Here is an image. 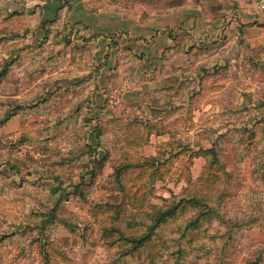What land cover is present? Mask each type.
Segmentation results:
<instances>
[{
  "label": "rangeland",
  "instance_id": "obj_1",
  "mask_svg": "<svg viewBox=\"0 0 264 264\" xmlns=\"http://www.w3.org/2000/svg\"><path fill=\"white\" fill-rule=\"evenodd\" d=\"M4 1L25 8L0 12V264H264L263 24L185 35L151 70L109 24L165 0H76L91 26L74 0ZM103 64L123 69L96 102Z\"/></svg>",
  "mask_w": 264,
  "mask_h": 264
},
{
  "label": "crops",
  "instance_id": "obj_2",
  "mask_svg": "<svg viewBox=\"0 0 264 264\" xmlns=\"http://www.w3.org/2000/svg\"><path fill=\"white\" fill-rule=\"evenodd\" d=\"M165 2L168 5L171 4V6L160 12L153 11L143 24L140 21H136V23L129 25L128 29L123 30L124 28L121 27L125 25L123 23L124 20L118 19L116 16H113V19H116L117 22L109 24V28L112 30L111 32L117 33L121 30L120 32L123 31L124 33L127 31L131 38H137V40L133 42L134 44L130 46L131 55L143 54L144 58L151 63L149 64L151 70L161 68L162 64L156 63L161 58L162 54L165 52L173 53L177 50V48L181 46L180 41L185 35L191 38V42L196 43L197 41L199 42L200 39L207 42V39L209 40L211 37L220 38V36L226 34V32L231 31V29H234V24L238 22L244 25L248 31H251L252 28H256L257 25L263 24L264 26V12L252 0H165ZM23 8H25V6L22 3L17 4L13 1L5 2L4 0H0V12L8 11L12 14L15 13V16L17 12L23 13ZM62 8V3L58 1L43 4L40 6L41 18L52 21L57 17ZM226 12H228V14H224ZM70 13L72 17L71 23L82 22L86 26H91V21L95 19L92 15L87 14L81 2L76 0L72 2ZM99 16L101 17V23L104 22L106 25H108L107 23L109 22L112 23L111 20L106 18L107 16L102 14H99ZM185 47L186 46L183 44L182 49ZM106 50L107 53L114 52L108 47H106ZM104 54H106V52L101 56H104ZM112 66L110 64L101 65L96 80V84L99 85V93H96V100L94 99L96 102H100L101 99H103L102 95H104L105 100L110 97V95H105L104 93L107 94L108 91L112 89L114 82L119 80L116 72L120 73L122 71L123 64H114V67L116 66V72H114V68H111ZM114 75L118 77L117 79L115 78V80ZM85 77V81H87L89 77ZM123 90H125V88ZM140 90L139 88L130 90L129 87L128 93L133 91V96H140V94L142 95ZM87 97L88 98L84 97V99L92 101L91 95ZM132 99H134V97ZM125 101L124 98H121L118 99L117 102ZM102 112L103 115L108 113L107 109H104ZM89 134L90 138L94 136V132L92 131L89 132Z\"/></svg>",
  "mask_w": 264,
  "mask_h": 264
},
{
  "label": "trees",
  "instance_id": "obj_3",
  "mask_svg": "<svg viewBox=\"0 0 264 264\" xmlns=\"http://www.w3.org/2000/svg\"><path fill=\"white\" fill-rule=\"evenodd\" d=\"M154 159H151V163L154 165ZM152 166V165H151ZM118 178V177H117ZM190 204L194 205L195 207L199 205V200L197 199H194L190 201ZM175 210H176V206L172 207V208H169V209H160V208H157L156 209V213H157V216H156V221L157 223H161V221H165L166 219H168L169 217H172L174 216L175 214ZM155 218V217H154ZM143 237V236H142ZM142 237H139L137 240H135V243H142V241L144 240ZM142 238V239H141Z\"/></svg>",
  "mask_w": 264,
  "mask_h": 264
},
{
  "label": "built area",
  "instance_id": "obj_4",
  "mask_svg": "<svg viewBox=\"0 0 264 264\" xmlns=\"http://www.w3.org/2000/svg\"><path fill=\"white\" fill-rule=\"evenodd\" d=\"M256 4L264 12V0H256Z\"/></svg>",
  "mask_w": 264,
  "mask_h": 264
}]
</instances>
